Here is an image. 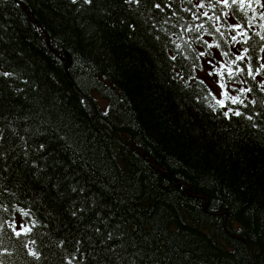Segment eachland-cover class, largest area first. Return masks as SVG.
I'll use <instances>...</instances> for the list:
<instances>
[{
  "label": "trees",
  "instance_id": "obj_1",
  "mask_svg": "<svg viewBox=\"0 0 264 264\" xmlns=\"http://www.w3.org/2000/svg\"><path fill=\"white\" fill-rule=\"evenodd\" d=\"M262 17L0 0V264H264Z\"/></svg>",
  "mask_w": 264,
  "mask_h": 264
},
{
  "label": "snow or ice",
  "instance_id": "obj_2",
  "mask_svg": "<svg viewBox=\"0 0 264 264\" xmlns=\"http://www.w3.org/2000/svg\"><path fill=\"white\" fill-rule=\"evenodd\" d=\"M76 2H77V0H72V3H76ZM126 2H128V3H138L139 0H126ZM215 2L216 3H222V5L225 8L230 7L232 5L243 7L246 4V0H215ZM251 2H252V0H247V3H248L249 7L251 5ZM254 2L257 3V4H260L261 0H254ZM84 3H86V4L91 3V0H84ZM156 7L159 8L160 6L156 5ZM199 7L203 8L204 5L200 4ZM205 15H207V14L205 13ZM225 15H227V13H225ZM262 18H264V17H262ZM257 35H259V33H257ZM233 39H235V37H233ZM261 39H264V36H261ZM212 47H213V44H208V48H212ZM216 47H219V45H216ZM245 51H247V49H245ZM261 51H264V48H262ZM199 55L200 56H205V53L201 52V53H199ZM222 55L226 56L227 53H222ZM241 58H242V55H238L236 57L237 60H239ZM261 68L264 69V65H261ZM257 71L259 72L260 69H257ZM212 74L213 73L211 71L208 73V75H210V76ZM228 74H229V77H231L233 75V73L231 72V69L228 70ZM4 75L7 76L8 74L5 73ZM216 75L219 76L221 78V80H223V75H222V73L219 70H217ZM249 75H251V71L249 72ZM201 83H203V81H201ZM219 89H220V91L216 94V96H213L212 98H213V100H215L216 105H218L220 108H225L226 107V101H230L232 104L240 103L238 97L229 96L228 92L224 91V89H225V84L224 83H220L219 84ZM241 91H244V90H241ZM209 95H211V93ZM217 97H223V99H219ZM210 107H211V105H210ZM228 114H229L228 111L224 112V115L226 117L228 116ZM233 114L236 115V116H240L241 115V113H239V112H233ZM248 119H251V117H248ZM24 231L27 232L29 230L28 229H24ZM16 235L19 236L20 233L17 232ZM29 254L33 255V256H36V253L32 252L31 250H29ZM73 259H75V257H73ZM68 264H72V261L69 260Z\"/></svg>",
  "mask_w": 264,
  "mask_h": 264
},
{
  "label": "rangeland",
  "instance_id": "obj_3",
  "mask_svg": "<svg viewBox=\"0 0 264 264\" xmlns=\"http://www.w3.org/2000/svg\"><path fill=\"white\" fill-rule=\"evenodd\" d=\"M208 72H209V71H204V72L200 73V76H201V75H206V74H208Z\"/></svg>",
  "mask_w": 264,
  "mask_h": 264
},
{
  "label": "bare ground",
  "instance_id": "obj_4",
  "mask_svg": "<svg viewBox=\"0 0 264 264\" xmlns=\"http://www.w3.org/2000/svg\"><path fill=\"white\" fill-rule=\"evenodd\" d=\"M226 188V187H225Z\"/></svg>",
  "mask_w": 264,
  "mask_h": 264
}]
</instances>
